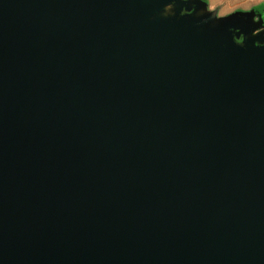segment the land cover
<instances>
[{
  "label": "water",
  "instance_id": "1",
  "mask_svg": "<svg viewBox=\"0 0 264 264\" xmlns=\"http://www.w3.org/2000/svg\"><path fill=\"white\" fill-rule=\"evenodd\" d=\"M243 17L0 0V264H264V39Z\"/></svg>",
  "mask_w": 264,
  "mask_h": 264
},
{
  "label": "crops",
  "instance_id": "2",
  "mask_svg": "<svg viewBox=\"0 0 264 264\" xmlns=\"http://www.w3.org/2000/svg\"><path fill=\"white\" fill-rule=\"evenodd\" d=\"M203 1L206 2V0ZM230 3L231 0H217L215 5L217 9V19L227 18L236 13H241L244 17H249L253 20L256 8L264 6V0H239L232 5ZM255 30L256 28L253 31Z\"/></svg>",
  "mask_w": 264,
  "mask_h": 264
},
{
  "label": "flooded vegetation",
  "instance_id": "3",
  "mask_svg": "<svg viewBox=\"0 0 264 264\" xmlns=\"http://www.w3.org/2000/svg\"><path fill=\"white\" fill-rule=\"evenodd\" d=\"M254 19L249 17H243L242 28L244 31H248L253 37H259L264 39V6L256 8ZM250 22V23H249ZM256 28L255 31H253ZM243 37L239 39L242 42Z\"/></svg>",
  "mask_w": 264,
  "mask_h": 264
},
{
  "label": "rangeland",
  "instance_id": "4",
  "mask_svg": "<svg viewBox=\"0 0 264 264\" xmlns=\"http://www.w3.org/2000/svg\"><path fill=\"white\" fill-rule=\"evenodd\" d=\"M237 1H239V0H231L230 4L232 5ZM240 1H243V0H240ZM206 2H207V10H209L210 12L217 11L216 6H215L217 3V0H210V1L206 0ZM230 4H228V5H230Z\"/></svg>",
  "mask_w": 264,
  "mask_h": 264
}]
</instances>
